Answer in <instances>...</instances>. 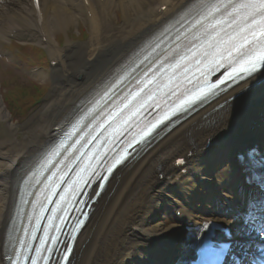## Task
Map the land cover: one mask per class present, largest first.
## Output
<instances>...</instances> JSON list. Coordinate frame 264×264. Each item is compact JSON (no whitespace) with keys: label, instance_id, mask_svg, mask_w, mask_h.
<instances>
[{"label":"bare ground","instance_id":"1","mask_svg":"<svg viewBox=\"0 0 264 264\" xmlns=\"http://www.w3.org/2000/svg\"><path fill=\"white\" fill-rule=\"evenodd\" d=\"M188 1L0 0V38L4 37L3 28L5 30L7 26L8 32L38 44L46 36L48 43L45 46L49 55L55 66L59 64L55 69L60 82V91L43 106L34 126L21 138H18L19 132L12 124L8 125L5 133H0V264H4L2 246L16 194L14 184L24 172L26 162L51 139L53 128L71 114L76 103L126 52ZM83 7L91 14L88 38L91 49L81 59L53 44L52 36L67 30L71 24H77L78 18H82ZM116 10L123 13V27L114 29L113 26L102 25L101 19L110 17ZM110 27L117 32L115 35L111 36ZM1 49L0 45V56L6 57ZM76 69L86 70L78 82L73 79ZM33 74L45 78L42 72ZM260 76H264V71L255 79ZM248 82L239 84L236 90H228L199 111L184 115L182 121L162 136L152 138L112 174L105 190L91 204L92 210L75 242L69 264H167L175 259L176 247L184 236L181 224L193 223V215L198 219L205 217L196 213L191 215L184 206L185 201L169 200L164 193L166 189L173 188L169 186L171 179L181 175L182 168H187L186 164L176 166V158L190 161L191 158L187 157L190 152L200 151L206 140L213 139L211 123L224 121V109L236 104L229 97L243 90ZM221 102L225 104L215 110L214 107ZM4 119L5 114L0 108V121L5 124ZM230 154L231 151L228 154L224 152L220 158ZM160 175L165 180L160 181ZM222 175L216 173L215 177L219 179ZM183 184L180 181L175 187L184 188ZM170 207L184 210L183 223L170 225L165 231L159 226L147 228ZM161 235L168 240L162 239ZM171 243L178 245L174 247ZM127 257L131 258L130 261H126Z\"/></svg>","mask_w":264,"mask_h":264},{"label":"rangeland","instance_id":"2","mask_svg":"<svg viewBox=\"0 0 264 264\" xmlns=\"http://www.w3.org/2000/svg\"><path fill=\"white\" fill-rule=\"evenodd\" d=\"M117 11V12H116ZM114 12V17L112 19H106L105 18V22L104 24H108V23H118V25H120L122 23L121 19H122V12L120 10H116ZM82 13V18H78V23L77 24H71V26L67 29V30H62L59 31L58 33H56V35H53L52 39H54V41H59L61 37H64V41L59 44V46H63L66 45L67 43H70V46L72 45L75 49V52L77 51L79 54L83 55L84 53H86V48L89 47V42H88V38L90 36L89 34V30L87 32V37L85 39H77L75 37H77V34L80 32L81 27H85L86 31L88 28V25L85 21V17L83 14V11L81 10ZM103 24V23H102ZM8 28V26H7ZM7 28H3L4 34L7 31ZM68 34V37H73L74 40L72 39H67L66 34ZM3 34V35H4ZM18 37V36H17ZM19 43H32V41H30L28 38L24 39L21 37V35L19 36V40H17ZM3 46V45H1ZM3 49H1L2 51L5 52L6 58L5 57H1L0 56V68H10L9 71H13L12 72V76L10 77H1V73L3 76H5L6 73H3V69H0V81L1 78L4 80H7L9 82L10 79L8 78H13L15 77L16 80H11L9 82V88H12L16 85H21L24 84L26 86H29L32 81H34V83H41V82H45L46 81V89H44L46 92L43 93L41 100L39 103H37L35 106L31 107L30 112L28 111L27 113L23 114V115H18L16 114V110H15V106L16 103H13L11 101V99L8 96V93L5 92L6 87H3V83H0V108L3 110V113L5 114V124L2 123L0 121V133H5L7 131V127L9 124L14 125L15 129L19 132V137L21 138V135H23L25 132L29 131L34 124L36 123V119L38 117V115L40 114V112L42 111L43 106L48 103L50 100L53 99V97H55V95H57V92L60 91V84H59V80L57 78V74L54 72V69L51 70V67L44 68L43 70L41 68L35 67V65L30 63V60L24 61L23 58H21L20 55L15 53V50L11 47L7 48L2 47ZM6 48V49H5ZM6 50V51H5ZM20 56V57H19ZM19 57V58H18ZM3 58V59H2ZM29 62V63H28ZM42 72L43 74H45V78H38V76H35V74H33V72ZM7 75V74H6ZM49 75V76H48ZM21 83V84H19ZM5 88V89H4ZM26 93V94H25ZM30 95V92H27L26 89L24 91V94H22L20 96L21 99H25L26 95ZM29 97V96H28ZM14 111V112H13ZM168 213L166 211H164L161 216H159L157 218V220H154L153 222H151L148 227L152 228L155 224L157 223H163L164 221H168ZM165 225V226H164ZM162 226V228H166V224H164Z\"/></svg>","mask_w":264,"mask_h":264},{"label":"snow or ice","instance_id":"3","mask_svg":"<svg viewBox=\"0 0 264 264\" xmlns=\"http://www.w3.org/2000/svg\"><path fill=\"white\" fill-rule=\"evenodd\" d=\"M241 7L253 9V12L251 13V15L253 17L256 15H259L260 19L264 20V0H246V3L242 4ZM197 23H199V21H197ZM252 23H256V20L253 19ZM260 34L264 35V32H261ZM187 52L191 54L192 56L196 55V53L192 52L191 48H189ZM205 55L207 54L205 53ZM187 58L188 56L180 57V59H187ZM256 61H264V50H261L260 53L255 57V59L250 58L248 61H246V63L249 66L241 68L240 71L245 72V73H250L251 71H254L256 67ZM33 264H35V262H33Z\"/></svg>","mask_w":264,"mask_h":264}]
</instances>
